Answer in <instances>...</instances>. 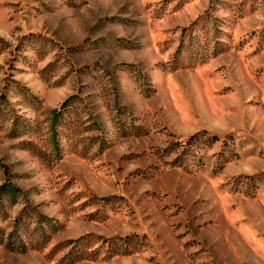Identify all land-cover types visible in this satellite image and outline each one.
<instances>
[{"label": "rangeland", "instance_id": "rangeland-1", "mask_svg": "<svg viewBox=\"0 0 264 264\" xmlns=\"http://www.w3.org/2000/svg\"><path fill=\"white\" fill-rule=\"evenodd\" d=\"M0 264H264V0H0Z\"/></svg>", "mask_w": 264, "mask_h": 264}]
</instances>
